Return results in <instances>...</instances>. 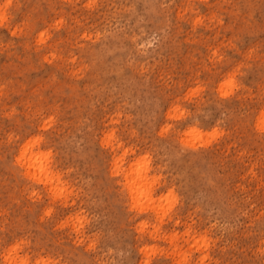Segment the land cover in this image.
I'll use <instances>...</instances> for the list:
<instances>
[{
	"label": "rangeland",
	"instance_id": "1",
	"mask_svg": "<svg viewBox=\"0 0 264 264\" xmlns=\"http://www.w3.org/2000/svg\"><path fill=\"white\" fill-rule=\"evenodd\" d=\"M42 262L264 264V0H0V264Z\"/></svg>",
	"mask_w": 264,
	"mask_h": 264
},
{
	"label": "bare ground",
	"instance_id": "2",
	"mask_svg": "<svg viewBox=\"0 0 264 264\" xmlns=\"http://www.w3.org/2000/svg\"><path fill=\"white\" fill-rule=\"evenodd\" d=\"M262 116V115H261ZM263 123V122H262ZM260 128H261V125H260ZM31 141V140H30ZM36 141V140H35ZM35 141H33L34 143H35ZM34 143H30V144H34ZM37 144H38V142H37ZM24 145H26L25 143H24ZM32 145H31V147H32ZM23 146V145H22ZM26 147V146H25ZM24 146H23V148H22V150L20 151V155H19V158H18V161L21 163V164H24V166H26V168L28 169V173L29 174H31L33 177H35V179H37V180H40V181H42L43 183H45V184H48V186L50 187V189H52V188H56V186H55V184H53V181H52V179H51V176L53 175V174H50L48 171H47V166L46 165H48V164H45L44 163V161L42 160V159H44V158H41L39 155H37V154H35V153H33V154H30L29 153V156H25V151H27L26 149H29L28 148V144H27V148H25ZM29 147H30V145H29ZM30 147V148H31ZM35 149V148H34ZM38 150V149H37ZM28 152V151H27ZM34 152V151H33ZM36 153H37V151H36ZM46 159H47V157H46ZM46 163H47V160H46ZM132 168V167H131ZM49 169V168H48ZM52 170V169H51ZM129 170V169H128ZM52 173V172H51ZM131 173V172H130ZM130 173H125V175H124V179H126L125 180V182H127L128 184H130L131 183V181H132V179L134 178V176L130 179L129 177H130ZM143 173V172H142ZM136 174H137V172H136ZM141 174V173H140ZM56 175H57V173H56ZM55 176V175H54ZM58 176V175H57ZM137 176V175H136ZM135 176V177H136ZM42 177V178H41ZM141 177H142V175H141ZM140 178V177H139ZM59 179V178H58ZM135 180V179H134ZM60 181V180H59ZM59 183V182H58ZM131 184H133V182L131 183ZM135 184V183H134ZM138 184V183H137ZM150 185V184H149ZM127 186H129V185H127ZM131 186V185H130ZM139 186V185H138ZM61 187H63V186H61ZM60 187V188H61ZM133 187V186H132ZM131 187V188H132ZM135 187V186H134ZM146 187V186H145ZM128 188H130V187H128ZM134 189H137L136 187L134 188ZM53 190V189H52ZM129 191L131 190V189H128ZM133 190V189H132ZM131 190V191H132ZM138 190V189H137ZM56 191V190H55ZM130 191V192H131ZM135 191V190H134ZM133 191V192H134ZM148 191H150V190H148ZM60 192V191H59ZM135 192H137V191H135ZM134 192V193H135ZM132 196L134 195V194H131ZM147 195H148V192H147ZM166 199V198H165ZM153 200H154V198H153ZM156 200V199H155ZM163 200V199H162ZM161 201V200H160ZM140 207V206H139ZM140 208H144V207H140ZM140 210V209H139ZM80 221V220H79ZM81 224V223H80ZM79 225V224H78ZM156 232V231H155ZM172 244V243H171ZM176 245V244H175ZM171 246V245H170ZM175 247V246H174ZM173 249V248H172ZM185 253V252H184ZM9 255V254H8ZM7 255V256H8ZM186 256V255H185ZM8 260V259H7ZM16 263H17V260H16ZM38 263V262H37ZM46 263V262H45ZM42 264H44L43 262H42Z\"/></svg>",
	"mask_w": 264,
	"mask_h": 264
}]
</instances>
